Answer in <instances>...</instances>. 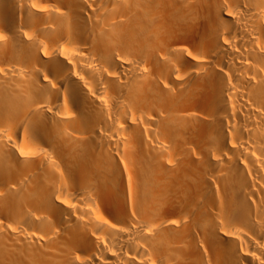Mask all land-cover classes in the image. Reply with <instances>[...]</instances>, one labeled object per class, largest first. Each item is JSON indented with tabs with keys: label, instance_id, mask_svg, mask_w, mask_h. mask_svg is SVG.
I'll return each mask as SVG.
<instances>
[{
	"label": "bare ground",
	"instance_id": "6f19581e",
	"mask_svg": "<svg viewBox=\"0 0 264 264\" xmlns=\"http://www.w3.org/2000/svg\"><path fill=\"white\" fill-rule=\"evenodd\" d=\"M0 264H264V0H0Z\"/></svg>",
	"mask_w": 264,
	"mask_h": 264
}]
</instances>
